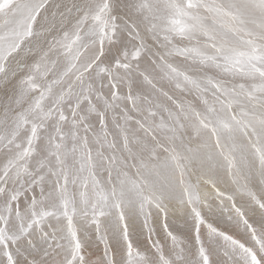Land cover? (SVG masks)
I'll return each mask as SVG.
<instances>
[{"label": "snow or ice", "instance_id": "6c2138e0", "mask_svg": "<svg viewBox=\"0 0 264 264\" xmlns=\"http://www.w3.org/2000/svg\"><path fill=\"white\" fill-rule=\"evenodd\" d=\"M0 264H264V0H0Z\"/></svg>", "mask_w": 264, "mask_h": 264}]
</instances>
